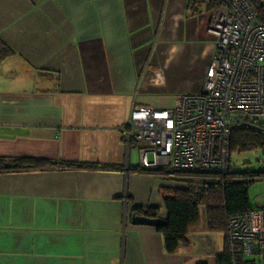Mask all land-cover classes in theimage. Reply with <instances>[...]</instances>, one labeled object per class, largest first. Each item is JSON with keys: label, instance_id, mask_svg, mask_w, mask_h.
Segmentation results:
<instances>
[{"label": "crops", "instance_id": "obj_1", "mask_svg": "<svg viewBox=\"0 0 264 264\" xmlns=\"http://www.w3.org/2000/svg\"><path fill=\"white\" fill-rule=\"evenodd\" d=\"M210 19L196 0H0V158L48 163L0 174V264H217L225 235L204 212L175 254L132 225L134 206L166 220L162 189L182 184L140 173L121 131L135 108L201 92Z\"/></svg>", "mask_w": 264, "mask_h": 264}, {"label": "built area", "instance_id": "obj_2", "mask_svg": "<svg viewBox=\"0 0 264 264\" xmlns=\"http://www.w3.org/2000/svg\"><path fill=\"white\" fill-rule=\"evenodd\" d=\"M207 6L216 52L201 92L173 109L140 107L122 128L140 165L168 178L229 175L235 132L264 135V0H196ZM231 264H264V208L227 219Z\"/></svg>", "mask_w": 264, "mask_h": 264}, {"label": "trees", "instance_id": "obj_3", "mask_svg": "<svg viewBox=\"0 0 264 264\" xmlns=\"http://www.w3.org/2000/svg\"><path fill=\"white\" fill-rule=\"evenodd\" d=\"M260 14L264 22V10ZM13 55L14 51L0 39V62ZM260 149H264L263 134L238 131L232 135V156L236 152L243 153ZM46 165L48 163L43 161L0 158V174L31 171L44 168ZM61 167L88 171L113 169L112 167L83 163H65L61 164ZM139 172L149 175L168 176L166 171L158 169L142 168ZM172 181L182 185L176 188L162 189L168 216L166 224L156 229L165 239L166 252L175 254L181 248L189 247V232L191 228L201 222L202 211H204L209 231L225 235L224 252L217 257V264H231L227 219L231 215L253 210L250 203V188L257 182H264V172H234L232 167L227 176L199 174L187 177L179 176L172 179ZM132 215L158 219L160 218V209L134 206Z\"/></svg>", "mask_w": 264, "mask_h": 264}, {"label": "rangeland", "instance_id": "obj_4", "mask_svg": "<svg viewBox=\"0 0 264 264\" xmlns=\"http://www.w3.org/2000/svg\"><path fill=\"white\" fill-rule=\"evenodd\" d=\"M232 167L234 172H264V149L243 153L236 152L232 156ZM249 193L251 207L253 209L257 208V206L260 208H264V182H257L252 185ZM215 235H218V237L215 239V244L220 245L221 237L219 236H223L224 234L217 233Z\"/></svg>", "mask_w": 264, "mask_h": 264}, {"label": "water", "instance_id": "obj_5", "mask_svg": "<svg viewBox=\"0 0 264 264\" xmlns=\"http://www.w3.org/2000/svg\"><path fill=\"white\" fill-rule=\"evenodd\" d=\"M131 223L134 226H147L152 228H160L166 224V220L158 218V219H149L146 217H139L136 215L131 216Z\"/></svg>", "mask_w": 264, "mask_h": 264}]
</instances>
